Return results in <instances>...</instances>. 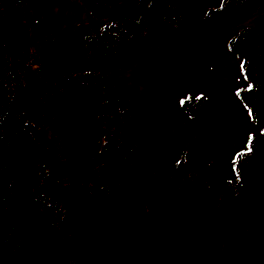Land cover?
I'll return each instance as SVG.
<instances>
[{
    "label": "trees",
    "instance_id": "1",
    "mask_svg": "<svg viewBox=\"0 0 264 264\" xmlns=\"http://www.w3.org/2000/svg\"><path fill=\"white\" fill-rule=\"evenodd\" d=\"M49 1L0 0V264H233L237 259L229 261V255L243 257L248 240L264 249V224H254L248 202L257 187L264 193V156L258 152L264 149L250 144L240 153L237 181L226 187L186 159L155 167L146 158L152 129L145 108L118 81L132 49L154 54L163 40L177 41L190 31L196 19L187 0H137V16L119 18L124 0H69L96 21L110 20L93 25L86 38L96 77L105 80L106 132L90 180L75 178L66 166L54 121L70 108L78 84L55 72L53 53L65 47V35L51 32ZM263 5L223 0L203 25L240 22ZM260 36L255 28L243 29L231 47L249 81L242 101L263 134ZM235 190L248 214L232 201L229 191ZM141 219L144 232L136 244L129 235ZM249 264L264 263L255 257Z\"/></svg>",
    "mask_w": 264,
    "mask_h": 264
},
{
    "label": "rangeland",
    "instance_id": "2",
    "mask_svg": "<svg viewBox=\"0 0 264 264\" xmlns=\"http://www.w3.org/2000/svg\"><path fill=\"white\" fill-rule=\"evenodd\" d=\"M136 1L124 0L119 7L122 15L116 12V17L124 13L136 17ZM222 1L187 0L196 19L190 31L177 41L163 40L154 54H148L141 47L132 49L131 63L118 76V81L145 108L152 129L153 140L146 157L151 164L171 166L186 159L187 165L207 179L215 183L222 181L221 185L226 187L237 181L234 162L237 156L246 152L250 144L251 147L259 144L264 149V133L240 98L248 88V79L241 58L231 47L237 33L255 28L261 33L258 50L264 57V5L251 18L205 29V15ZM49 3L51 32L65 35V47L53 53L55 72L72 76L78 84V93L70 108L58 114L54 121L61 127L66 166L72 168L75 178L90 180L96 176L106 132L101 119L105 80L96 77L98 66L88 57L86 38L99 23L102 27L110 20L96 21L80 3L69 0ZM207 65L212 74L203 78L201 67ZM175 67L185 70L182 84L171 78L170 72ZM258 152L264 156V152ZM229 192L233 194L232 201L237 206L241 202L239 209L248 214L240 194L236 190ZM248 202L254 224H264V193L260 187ZM144 224L141 219L132 225L129 235L132 242L140 243ZM244 252L243 257L231 253L229 261L237 259L233 264H249L258 257L264 263V249L258 241L244 243Z\"/></svg>",
    "mask_w": 264,
    "mask_h": 264
},
{
    "label": "water",
    "instance_id": "3",
    "mask_svg": "<svg viewBox=\"0 0 264 264\" xmlns=\"http://www.w3.org/2000/svg\"><path fill=\"white\" fill-rule=\"evenodd\" d=\"M201 71H202L201 73H202L203 77H207L208 76L209 70L207 68L206 69L202 68ZM171 76L173 78H175L179 83H181L184 80V72L181 69H178L177 72H176V70L172 71L171 72Z\"/></svg>",
    "mask_w": 264,
    "mask_h": 264
},
{
    "label": "flooded vegetation",
    "instance_id": "4",
    "mask_svg": "<svg viewBox=\"0 0 264 264\" xmlns=\"http://www.w3.org/2000/svg\"><path fill=\"white\" fill-rule=\"evenodd\" d=\"M210 67V66H209Z\"/></svg>",
    "mask_w": 264,
    "mask_h": 264
}]
</instances>
